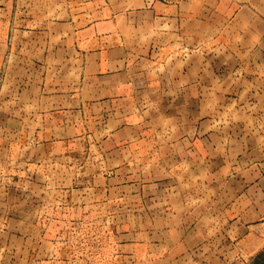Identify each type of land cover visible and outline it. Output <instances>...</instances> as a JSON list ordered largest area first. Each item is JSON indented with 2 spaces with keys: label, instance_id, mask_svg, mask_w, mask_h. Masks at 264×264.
Wrapping results in <instances>:
<instances>
[{
  "label": "crops",
  "instance_id": "crops-1",
  "mask_svg": "<svg viewBox=\"0 0 264 264\" xmlns=\"http://www.w3.org/2000/svg\"><path fill=\"white\" fill-rule=\"evenodd\" d=\"M76 147L109 264H264V0H0V264L57 256Z\"/></svg>",
  "mask_w": 264,
  "mask_h": 264
},
{
  "label": "rangeland",
  "instance_id": "rangeland-1",
  "mask_svg": "<svg viewBox=\"0 0 264 264\" xmlns=\"http://www.w3.org/2000/svg\"><path fill=\"white\" fill-rule=\"evenodd\" d=\"M68 152L60 166L50 163L43 167L52 190L44 218L57 251L49 264H109L106 247L114 218L105 211L102 181L90 180L98 166L89 155L82 161L84 150L78 147Z\"/></svg>",
  "mask_w": 264,
  "mask_h": 264
}]
</instances>
